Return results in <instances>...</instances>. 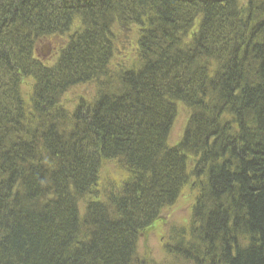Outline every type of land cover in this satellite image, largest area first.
<instances>
[{"label": "trees", "instance_id": "1", "mask_svg": "<svg viewBox=\"0 0 264 264\" xmlns=\"http://www.w3.org/2000/svg\"><path fill=\"white\" fill-rule=\"evenodd\" d=\"M77 15L88 24L61 56L36 57L34 36H63ZM116 24L142 32L137 66L118 74L132 90L117 89L109 73ZM164 47L167 60L156 52ZM15 76L33 81L28 104ZM95 81L93 103L71 116L59 106L70 85ZM177 91L196 105L172 148ZM193 139L204 147L188 151ZM193 154L201 158L189 172ZM114 159L130 173L123 191L81 215L75 192ZM34 163L39 172L26 168ZM190 179L198 198L184 258L264 264V0H0V264H138L139 234Z\"/></svg>", "mask_w": 264, "mask_h": 264}, {"label": "rangeland", "instance_id": "2", "mask_svg": "<svg viewBox=\"0 0 264 264\" xmlns=\"http://www.w3.org/2000/svg\"><path fill=\"white\" fill-rule=\"evenodd\" d=\"M111 35L114 42V54L109 63L110 77L137 66V48L140 34L137 26L122 29L116 24L112 28ZM65 44V36L58 35L53 40L45 39L43 43L35 45L36 56L42 59L44 63L53 64L56 60L55 50H59ZM99 88L100 83L95 81L70 89L61 98V108L69 116L73 115L79 105L91 103L97 98ZM21 93L27 102L26 104H28L33 93V81L31 79L24 81ZM176 113L177 116L173 121L168 138V144L171 147H175L182 138L191 115L190 109L181 104ZM193 161L189 158V172L193 168ZM100 166V188L94 192H98L96 197H100L99 199L103 198L112 187L121 188L125 180L130 178V173L121 160H103L100 162ZM197 184L194 179H190L183 187L176 202L163 209L154 224L139 234L138 264H193L184 258L183 253L189 248L190 228L198 198ZM87 203L88 201L84 199L80 203L81 215L84 214ZM198 241L194 244L197 245ZM196 250L199 251V246H196Z\"/></svg>", "mask_w": 264, "mask_h": 264}, {"label": "bare ground", "instance_id": "3", "mask_svg": "<svg viewBox=\"0 0 264 264\" xmlns=\"http://www.w3.org/2000/svg\"><path fill=\"white\" fill-rule=\"evenodd\" d=\"M84 24H88V20L87 19H85L84 17L82 18V16H80V15H77L73 20H71V23L67 26V30H66V32L63 34V36H65V43L67 44V43H69V41L70 40H72V37H74L75 35H79V34H81L82 32H84ZM122 29H123V27H121ZM103 29V30H102ZM102 29H101V27L99 26H97V31H100L101 32V34H102V36L104 37V39L107 41V39H109V37L107 36L108 34H109V32L107 33V29H106V27L105 26H103L102 27ZM48 32L49 31H44V30H40L39 32H38V34H36V36H34V41H35V44H38V43H43V41H45V39H50V40H53V38H50V37H47L46 35L48 34ZM86 32V31H85ZM142 32H141V30L139 31V34H141ZM139 39H140V35H139ZM139 39H138V43H139ZM65 44V45H66ZM73 44H75V41L72 43V45ZM182 46H183V43H182ZM61 49H62V47L59 49V50H55V59H58V57H60L61 56ZM159 55H158V57L159 58H161L162 60H167V58L165 57L167 54V52H168V49H167V47H164L163 48V50L162 51H156ZM137 53H138V55H139V45H138V48H137ZM152 59H153V57H152ZM137 61H138V57H137ZM21 71V69H19V68H15L14 69V75H16L17 73H21L20 72ZM131 77V75L129 76V78ZM23 77H18V76H15V82H14V88H15V90H17L18 88H19V90H20V92H22V89H23V86H24V81L25 80H28V78H23ZM111 78H112V82H114V83H116L114 86L117 88V89H123V88H125V90H130L131 89V87H130V84L129 83H127V85L125 84H123L124 85V87H123V85H122V83L120 82V80H119V75H114V76H111ZM134 81L133 80V78H131V79H129L128 80V82L129 81ZM101 81L103 82V83H106V79H104V78H102L101 79ZM40 82V81H39ZM48 83H50V80L48 81ZM87 83H90V82H87ZM87 83H81V84H87ZM81 84H78V85H81ZM78 85H73V86H69V88H68V91L70 90V89H72V88H74V87H76V86H78ZM33 86H34V84H33ZM133 89V88H132ZM131 89V90H132ZM57 92V91H56ZM110 91H108L107 92V94H105L106 95V98L107 97H109L110 95H113L115 92H113L112 94H110L109 93ZM59 93V92H58ZM116 94H114V96H115ZM118 95V94H117ZM174 95V109L176 110V112H177V108H178V106L181 104V105H184V106H192V107H195L194 105H196L195 104V102L193 101V100H190V98H189V96H190V94H187L186 92L185 93H183L182 91H177L175 94H173ZM120 96H123V94H120ZM118 97V96H117ZM95 100H97V98L95 99ZM94 100V101H95ZM93 101V102H94ZM93 102H91V103H93ZM26 103V101L24 100V104ZM60 105V107H62L61 106V100H60V103H59ZM191 107V108H192ZM24 110H28V108L27 107H25L24 105H23V107H22ZM75 112V111H74ZM201 114H202V112H201ZM31 115V114H30ZM176 116H177V113H174L173 115L171 114L170 115V119H173V120H175V118H176ZM70 120H71V118H70ZM29 121L30 122H37V120H35V119H32V118H30L29 119ZM67 122H68V119L65 117V118H63L62 117V119L61 120H59V121H57V125H65V124H67ZM44 125L43 126H47L48 127V129L51 131V132H54V130L56 131V132H58V131H60V129L61 128H59L58 126H57V129H56V127L54 126V125H50V126H48V124H46V123H43ZM46 124V125H45ZM215 128H217L218 129V124H216V123H211ZM58 130V131H57ZM170 131H171V129H170ZM170 131H169V135H170ZM185 131H187V128L185 129ZM185 131H184V133H185ZM200 131L201 132H203V134H205V135H208V134H212V130H211V132H209V130H205V129H203V127L202 128H200ZM198 132V129H192L188 134H189V136H190V138H197V136H196V133ZM56 136H57V133H54ZM37 138H39V137H37ZM45 138V137H44ZM169 138V137H168ZM183 138H184V134H183V136H182V138L180 139V141L176 144V146L175 147H177V146H181V144H182V140H183ZM212 140V142H213V140H214V137L211 139ZM210 144H211V141H210ZM189 146V148L187 149L188 151L189 150H194V148L195 147H197V146H200V145H198L197 143H196V140H192L191 141V145H188ZM213 146V145H212ZM212 146H210L209 144H208V148H204L203 149V157H206V156H208V154H209V152L211 151L210 150V148L212 147ZM171 147V146H170ZM204 146H203V144L198 148V149H201V148H203ZM172 148H174V147H172ZM197 158H201V154H193L192 155V157H191V160H196ZM28 160H33V158L32 157H28ZM27 160V161H28ZM31 161H28V162H31ZM30 164V163H29ZM26 168H29L28 169V171L29 170H31L33 173L34 172H39V169L41 168L40 166H37V164H32L31 165V168H30V166L29 167H26ZM42 169V168H41ZM128 169V168H127ZM40 171H43V170H40ZM122 187V186H121ZM100 188V184H99V175H95V179L93 180V181H90L89 183H88V186L86 187V188H84V192L82 193L80 190L79 191H77V192H75L76 193V198L78 197V201L79 202H77V207H79L80 208V206H81V202L83 201V199L86 201H88V203L89 204H95V203H93V202H100L101 200H103L104 198H105V196L102 198L101 197V199H99L100 197H96V194L98 193V192H96V193H94L95 191H97L98 189ZM91 189V190H90ZM109 192L106 194L110 199H113V198H116V197H118L119 196V193L120 192H122L123 191V189H121V188H111L110 190H108ZM106 193V192H105ZM42 204V203H41ZM43 205V204H42ZM87 207V206H86ZM214 208H215V206H214ZM86 209V208H85ZM194 223V218H193V220H192V223L191 224H193ZM197 225L200 223V220H198L197 219V221L195 222ZM189 250H191V249H189ZM185 252L186 253H188V254H190L189 252H188V249H186L185 250ZM192 253V252H191ZM193 254V253H192ZM183 255H184V253H183ZM137 257H136V259H135V256H133L132 255V262H135V261H137Z\"/></svg>", "mask_w": 264, "mask_h": 264}]
</instances>
